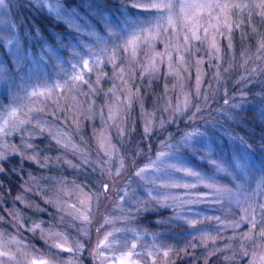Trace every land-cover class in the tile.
<instances>
[{"label": "rangeland", "instance_id": "374dc122", "mask_svg": "<svg viewBox=\"0 0 264 264\" xmlns=\"http://www.w3.org/2000/svg\"><path fill=\"white\" fill-rule=\"evenodd\" d=\"M170 3L165 13L136 0L0 3V174L17 159L22 178L17 193L0 178V264H118L129 251L136 264L179 252L264 264L250 223H264L252 211L264 203V132L234 129L254 108L247 87L264 78V9ZM193 3L248 7L182 8ZM38 10L63 28L45 35L25 19ZM108 233L111 247L101 245Z\"/></svg>", "mask_w": 264, "mask_h": 264}, {"label": "trees", "instance_id": "16d2710c", "mask_svg": "<svg viewBox=\"0 0 264 264\" xmlns=\"http://www.w3.org/2000/svg\"><path fill=\"white\" fill-rule=\"evenodd\" d=\"M69 6H73L76 5V1L77 0H66ZM108 2H110V0H108ZM17 16V15H16ZM25 19H31L32 23H35L37 26V29H40L45 35L49 33L48 28H56V29H62L63 25H61V23H55L51 18V16L45 14L44 12H42L41 10L36 11L35 13L31 12L29 15L27 14L25 16ZM264 62V59H262ZM263 77L261 80H259V84L258 83H254L253 85H250L247 87V102L249 104H252L253 107H251V110H246L243 113H239L241 115H244V120L242 124H235L234 125V129L235 131L239 132L240 135H244L246 137H249L251 132L253 130H255L256 132H261V134L264 132V81H263ZM219 106H224L222 104H220ZM224 108H227L226 105L223 107L222 110H224ZM222 112V111H221ZM223 113H225V111H223ZM227 113V112H226ZM225 113V115H226ZM224 115V114H223ZM255 116H258V121H255ZM263 116L262 121L263 122H259L260 117ZM253 118L252 121H250L249 119ZM263 139V138H262ZM257 146V150L260 152L261 148L259 146H263V144L261 143L260 145L256 144ZM5 171H3L0 174V178L3 179V181L7 182V186H9L8 188L11 189L12 192L17 193L20 190L19 187V183L21 182L22 178L20 177V173H18V171H16L17 168H19V164L20 161H18L17 159H12L10 161H6L5 163ZM27 167H31V168H36L35 166H30L29 164L25 165ZM39 167L37 166L36 171H39ZM47 171H49V173H57L58 175H61L62 172L56 169H45ZM66 173L64 172V175ZM63 175V174H62ZM2 189V188H1ZM169 214L168 210L162 211L160 213H152V217H159V216H165L167 217ZM41 217H44L45 219H48V215H46V213L40 214ZM150 215V216H151ZM151 217V218H152ZM166 220V219H165ZM167 228H171L172 224H169L167 226H165ZM198 253V256L200 255V253H202L201 255L203 256L205 252H203V248H197L196 251ZM192 256L189 255L188 252L184 253V252H179V253H175L174 256V260H172L170 263L168 264H208L206 261V259H204L203 257H198L193 261ZM202 259V260H201ZM215 260V258L212 259V261Z\"/></svg>", "mask_w": 264, "mask_h": 264}, {"label": "snow or ice", "instance_id": "6c2138e0", "mask_svg": "<svg viewBox=\"0 0 264 264\" xmlns=\"http://www.w3.org/2000/svg\"><path fill=\"white\" fill-rule=\"evenodd\" d=\"M2 2H3V0H0V3H2ZM125 2H126V0H125ZM126 6L131 7L130 5H126ZM135 7L143 9V10H155V11H158V12H161V13H165V12H171V10L173 8V5L170 3V0H136ZM247 7H248L247 4H233V3H224V4H220V3H216V4H197V3H193V4L182 5V8H191V9H197V10L198 9H213L216 12H219V13H223V12H225V10H227L229 13L233 12V10H235L236 12H243ZM255 7L258 8V9H264V0H260V4L255 5ZM209 15H211V13H209ZM258 15L261 16V17H264V11H260L258 13ZM167 19H168L169 24L173 23L171 16H168ZM124 23L128 24L129 27L133 26L131 23L128 22L127 19L124 21ZM201 27H203V25H201ZM236 27H240V25L237 24ZM154 28H155V26H154ZM228 29H229V31L231 30V25H228ZM140 31L144 32L145 29L143 27H141ZM204 31L207 32V28L206 27L204 28ZM193 37L195 39H197V40L200 39V36L196 35L195 33H193ZM153 39H155V37H153ZM184 39L187 40L188 36L185 35ZM139 40H141V37L134 33L133 34V39L127 41V45L131 47V46L134 45V43L136 41H139ZM261 47L264 48V44H262ZM80 66H81L82 69H86L89 72L92 71V69L89 67V61H87V60H82ZM73 80H78L79 82L85 83V84L87 83V81L84 80V76L82 74H78L77 76H74ZM218 167H220V166L218 165ZM221 170L223 171L224 169L221 168ZM141 171H143V169ZM136 174L139 175L140 173L138 172ZM186 174L187 175H197V173H194V172H187ZM107 187H108L107 185H104V191H107ZM184 187H187V185H185ZM215 190L217 192L226 191V189H223V188H216ZM252 211L253 212H257L258 214H260L261 215V220L264 221V203H261L259 205V209L258 210L257 209H252ZM85 219H87V217H85ZM250 223L252 224V229L258 230V234L261 237H264V223L260 224L259 228L257 226V222L254 219L251 220ZM194 226L195 225H193V227ZM112 235H113L112 233H108L104 237V241L101 242V245L105 246V247H111V245L107 244L106 242L108 241V237L112 236ZM101 245H98V247H100ZM57 247L63 248L62 245H57ZM131 247L133 249H135L136 245L132 244ZM64 250L72 251V249H64ZM0 255L7 256L8 253L0 252ZM133 255H134V253L132 251H129V252H126V253H121L115 259H116V261H118V264H126V261L128 262V264H136V261L132 260ZM135 255L138 256L139 254L136 253ZM148 255H151V253H149ZM163 255L167 256L168 252L165 251L163 253ZM258 258H259L260 261L264 262V252H261L259 254Z\"/></svg>", "mask_w": 264, "mask_h": 264}]
</instances>
